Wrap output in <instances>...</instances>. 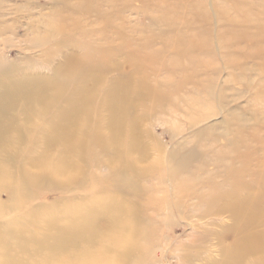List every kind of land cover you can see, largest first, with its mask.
I'll return each mask as SVG.
<instances>
[{"label": "bare ground", "instance_id": "bare-ground-1", "mask_svg": "<svg viewBox=\"0 0 264 264\" xmlns=\"http://www.w3.org/2000/svg\"><path fill=\"white\" fill-rule=\"evenodd\" d=\"M58 2L65 7H60L62 13L67 11L69 2ZM84 18L69 21L90 38L94 24L85 25ZM63 25L59 21L57 31L50 25L51 42ZM5 33L1 30L0 36ZM104 33L99 37L107 39ZM112 33L115 39L122 37L119 31ZM60 42L49 54L56 55L59 45L77 50L82 43L73 35ZM113 45L94 48L99 58L89 50L86 55L63 53L52 67L54 56L46 61L50 76L18 75L16 67L8 71L10 65L0 64V264H149L146 256L153 258L156 250L150 245L152 227L168 216L201 228L215 242L217 258L208 254L212 242L208 252L201 247L186 251L184 264L200 258L199 264H264V119L258 121V111L251 116L262 136L243 140L255 128L249 125L252 118L228 110L227 102L220 125L201 127L192 145L147 144L150 132L144 123L148 114L161 110L165 97L127 70L125 61L138 63L124 52L125 44ZM119 55L126 60L119 61ZM208 116L204 121L216 115ZM212 131L221 132L209 138ZM228 131L234 136L228 138ZM33 188L59 190L64 196L51 205H31ZM3 194L8 201L1 200ZM223 218L230 225L219 222ZM99 220L104 223L100 228L95 226Z\"/></svg>", "mask_w": 264, "mask_h": 264}, {"label": "rangeland", "instance_id": "rangeland-1", "mask_svg": "<svg viewBox=\"0 0 264 264\" xmlns=\"http://www.w3.org/2000/svg\"><path fill=\"white\" fill-rule=\"evenodd\" d=\"M67 1L69 7L66 8L67 11L64 10L62 13V9H65V7L61 6L62 3L58 0H0V34L1 30L3 33L6 32L2 35L3 37L0 36L1 66L10 65L7 67L8 71L11 66L16 67L19 70L18 75L50 76L51 74L48 72H50L51 66L49 64L51 63L46 61H52L51 59L54 56L53 60L55 62L52 67L61 61L63 53L74 51L77 53H75L76 55H86L89 50L94 58L97 56L99 58L101 55L99 52L98 55L94 48H105L109 45L112 47L116 41L117 44L124 43L122 49L125 53H131V56H134L138 66L132 65L131 60L125 61L124 55H119L121 56L119 61L124 60L130 66L127 70L136 77L145 78L151 88L152 86L157 87L155 95L161 94L165 97L161 110L159 108L157 112L150 113L148 114L149 117H146L147 121H145L143 128L150 132V139L145 138L147 144L156 141L164 144V146H170L168 144L177 141V143L184 142L187 145H192L198 140L201 127H207L208 125H217L218 127L220 125L223 119V116L219 115L220 110L225 109L223 104L227 102L228 110L234 108L238 110L239 115L242 114L249 119L258 111V114L261 115L258 121L264 119V41L261 40L264 37V0H215L217 3L214 0ZM122 5L127 7L122 9ZM244 5H247L248 8ZM60 15L61 17H59ZM80 15L85 17V25L90 24L91 21L94 24L91 29L94 30L95 34L90 38L82 36L80 31L76 27L74 28V24L69 21L72 19L76 21ZM65 17L67 19L64 21ZM62 18L65 25H63V29L61 27V33L56 37V42H54L55 40L51 42L48 34V30L50 31V28H52L50 25H54L53 30L57 31L58 22L61 21V24H63ZM31 20L34 24H30ZM36 22H39V28L32 35L31 31L34 26L36 27ZM225 25L228 26V30L225 29ZM256 26L257 28H255ZM250 27L254 28V31ZM97 29L98 31H96ZM115 31H119L122 37L115 39L112 33ZM100 32H106V34L104 33L105 38L109 39L99 37ZM260 32H262L261 35H259ZM248 34L251 37H248ZM72 35L82 42L78 45L77 50L67 47L68 45L63 48L59 45L58 49L60 51L56 52V55L49 54L53 52L56 43L62 42L66 37ZM48 41L51 43L48 44ZM253 45L255 48L252 49ZM202 49L203 51H201ZM211 68L213 69L211 70ZM246 69L252 73L244 71ZM198 71L199 73H197ZM108 78H110V75H108ZM195 79L196 82H194ZM246 84L249 86H245ZM203 89L204 91L207 90L205 91L206 94ZM205 95L207 96L205 97ZM221 96L222 98L227 97L222 99ZM200 97L201 99H199ZM138 113L142 116L144 111L139 110ZM214 114L215 117L204 121L209 117L208 115L213 116ZM253 123L254 119L252 118L249 125L252 124L253 126L255 124ZM251 130L253 131L251 132ZM220 132L212 131V136L210 135L209 138L218 137ZM261 132H263L261 129L255 127L250 129L249 135L247 134L241 138L243 140L251 139L254 136L257 139L262 136ZM233 136L228 131V138ZM166 151H169V147L166 148ZM51 152H54L53 149ZM185 175L194 178L192 174L186 173ZM30 191L36 194L31 205H51L63 199L64 196L59 190L33 188ZM157 196L159 198L161 194L157 193ZM1 200L6 202L8 198L3 194ZM14 214L12 213L8 218ZM168 218L156 219L152 227L154 230L151 232L150 245H152V250H156L152 253L154 254L153 258L146 256V259L150 262L149 264H177L178 257L180 258L179 263L184 264L183 256L186 251L190 248L201 247L204 253L208 252L207 245L212 242L209 245L210 253L208 254L217 258L216 249L214 248L215 242L211 241V238H207L201 228H191L187 226V222L181 223L177 218L173 219L171 216H168ZM224 219H222L223 221L220 219L219 222L230 225V221ZM100 221L95 222L96 227L104 225ZM167 225L170 226V230L165 227ZM212 229L217 231L216 228ZM167 235H169V239ZM148 239L149 235L145 245L149 242ZM159 248L161 251H159ZM163 249L166 252L162 251ZM197 255V257L202 256L198 253ZM200 260L202 261V258ZM200 260L191 263L199 264Z\"/></svg>", "mask_w": 264, "mask_h": 264}]
</instances>
